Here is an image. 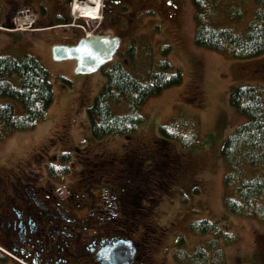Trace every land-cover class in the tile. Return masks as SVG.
<instances>
[{
	"label": "rangeland",
	"instance_id": "obj_1",
	"mask_svg": "<svg viewBox=\"0 0 264 264\" xmlns=\"http://www.w3.org/2000/svg\"><path fill=\"white\" fill-rule=\"evenodd\" d=\"M199 1L214 27L231 26L237 33L245 31L261 8L254 0H173L175 8L157 2L153 15H148L139 28L124 34L125 44L121 48L141 34L152 37V45L146 47L156 56L162 45H169V59L181 70L183 82L164 89L142 105L140 113L146 120L133 133L96 139L91 134L87 109L106 78L101 70L88 75L77 74L74 61L53 59L52 47L54 43L74 44L80 37L94 32V21L83 20L97 18V9H75L74 6L66 25L33 30L14 23L4 25L7 8L0 0V50L14 55L28 52L38 56L50 71L54 90V102L46 118L34 129L0 131V178L10 179L13 174L25 178L30 174L41 194L45 189L55 188L56 192L61 189L57 195L66 205L71 196L86 192L85 183L91 174L98 177L102 174L99 172L104 171V175L106 171H117L119 178L120 174L129 175L127 161L134 158L140 161L134 166L143 172L138 176L142 181L135 184L147 193L140 198L144 214L134 219L124 216L115 199L116 186H108L105 178L95 182L97 188L106 189L103 194L92 189L93 194L104 198L99 199L98 208L108 211L111 220L121 221H111L113 224L109 225L123 231L127 230L126 226V234L133 230L131 237L122 238L133 240L136 247L132 264H179L173 257L178 238L184 237L187 251H191L210 236L190 229L193 221L204 218L215 221L237 238L234 244L224 245L223 264H264V220L234 214L227 209L226 165L221 157L225 138L249 120L231 106L233 87L264 88V52L249 59H234L225 52L199 46L195 20V2ZM12 9L19 10L12 16L13 21L19 14L25 12L21 15L24 16L29 12L37 16L38 23L34 27L42 28L51 24V13L59 8ZM37 13L42 14L41 17ZM112 32L118 34L121 30L115 28ZM17 106L21 109L18 103ZM180 123H185L189 129L187 147L161 134L162 127L171 132ZM64 153L68 154L66 161L62 159ZM151 164L155 168H148ZM32 170L37 175H33ZM119 179L124 186L129 184L127 177ZM124 193L126 191L122 190L121 194ZM258 200L264 204V193ZM140 205L137 202L135 207ZM125 208L128 209L126 205ZM221 241L225 244L223 239ZM8 252L12 258L6 255L7 259L0 264H33L20 253Z\"/></svg>",
	"mask_w": 264,
	"mask_h": 264
},
{
	"label": "trees",
	"instance_id": "obj_2",
	"mask_svg": "<svg viewBox=\"0 0 264 264\" xmlns=\"http://www.w3.org/2000/svg\"><path fill=\"white\" fill-rule=\"evenodd\" d=\"M254 1L261 8L241 33L231 26L214 27L201 2H195L197 44L225 52L234 59H249L262 54L264 0ZM146 45H152V37L135 36L119 50L111 63L101 69L106 81L87 109L91 134L96 139L133 133L146 120V116L140 113L142 105L164 89L182 84L181 70L175 68L169 59L171 47L162 45L159 56H156ZM53 102L51 74L38 56L28 52L14 55L0 50L2 133L34 129L46 118ZM230 103L249 120L235 128L221 148V157L226 165L225 206L234 214L264 220V204L258 200L264 193V88L234 86ZM184 124L180 123L171 132L162 127V137L187 147L190 143L189 129ZM62 159L68 160V154L64 153ZM190 229L210 236L191 251H187L184 237L178 238L173 257L179 264H223L224 245L234 244L237 240L234 233L223 230L215 221L206 218L193 221ZM222 239L225 244H221ZM6 259L7 256L0 252V261Z\"/></svg>",
	"mask_w": 264,
	"mask_h": 264
},
{
	"label": "flooded vegetation",
	"instance_id": "obj_3",
	"mask_svg": "<svg viewBox=\"0 0 264 264\" xmlns=\"http://www.w3.org/2000/svg\"><path fill=\"white\" fill-rule=\"evenodd\" d=\"M2 1L6 5L5 8H7L3 22L6 26L13 24L12 16L19 12V10L12 8L26 7L36 10L59 8L51 13L52 22H49L51 24L47 27H36L39 29L61 26L65 22L69 23L74 6L75 8H101L99 17L94 20L92 25L94 32L104 31L109 32L111 35H118L121 38L122 45L125 44L124 34H129L134 28H139L148 15H153V8H156L157 2H162L168 8H175L173 0ZM44 10L42 12H45ZM37 14L40 17L42 15ZM54 18L59 19V21H55ZM88 26L91 27L90 24ZM115 28H118L121 32L113 34L112 31ZM129 161L127 162L130 166L127 168L129 175H119V178L127 177L129 184L124 186L125 183L120 181L117 171H106L104 175V171L99 172L102 174H99L98 177L91 174L87 177L85 183L86 192L71 196L66 205L61 202L57 195V193H61V189H58L57 192L55 188L45 189L46 192L41 194L38 191L39 188L33 183L34 179L30 174H26L25 178H20L15 174L11 175L10 179L1 177L0 246L14 253L22 254L24 259L33 264H101L97 259L99 251L122 240V238L131 237L133 230L130 234H126V231H128L126 226L127 230L123 231L109 225V223L113 224L111 221L117 220H114L115 218L111 220V218H108L110 217L108 211L102 207L98 208L99 199L104 198L93 194L92 189L96 188L102 194L106 189L97 188L98 185L95 182L102 181L105 178L108 186H116L115 190L118 194L117 196L115 193L113 195L118 201L119 211L124 216L128 215L129 219H134L136 215L144 214L142 211L144 205L141 203L140 198H143V195L147 193L142 187H139V184H135L142 181V178L138 176L143 172L134 166L135 163L140 161L136 162L135 158ZM148 168L155 167L151 164ZM147 171L149 170L147 169ZM34 173L33 175H37ZM133 173L136 174L132 175ZM151 179V176H149V180ZM93 183L95 184L93 185ZM122 190L126 193L121 194ZM137 202L141 204L139 208L135 207ZM125 205L128 209L125 208ZM106 219L109 222L106 223ZM117 222H121L120 219ZM137 248H139V244Z\"/></svg>",
	"mask_w": 264,
	"mask_h": 264
},
{
	"label": "water",
	"instance_id": "obj_4",
	"mask_svg": "<svg viewBox=\"0 0 264 264\" xmlns=\"http://www.w3.org/2000/svg\"><path fill=\"white\" fill-rule=\"evenodd\" d=\"M121 47V38L109 32L82 36L75 44L57 43L52 47L57 62H75V72L88 75L100 71L111 63ZM136 247L131 239H122L101 249L97 259L101 264H132Z\"/></svg>",
	"mask_w": 264,
	"mask_h": 264
},
{
	"label": "bare ground",
	"instance_id": "obj_5",
	"mask_svg": "<svg viewBox=\"0 0 264 264\" xmlns=\"http://www.w3.org/2000/svg\"><path fill=\"white\" fill-rule=\"evenodd\" d=\"M75 9H76V8H75ZM75 9H74V10H75ZM96 9H97V11H96V15H97V18H98V14H99L98 11H99V8H96ZM76 11H77V10H76ZM81 17H82V16H81ZM97 18H94V19H97ZM29 19H30V18H29ZM87 19H88V18H87ZM74 63H75V62H74Z\"/></svg>",
	"mask_w": 264,
	"mask_h": 264
},
{
	"label": "built area",
	"instance_id": "obj_6",
	"mask_svg": "<svg viewBox=\"0 0 264 264\" xmlns=\"http://www.w3.org/2000/svg\"><path fill=\"white\" fill-rule=\"evenodd\" d=\"M28 17H30L31 19L33 18L32 15H28Z\"/></svg>",
	"mask_w": 264,
	"mask_h": 264
}]
</instances>
